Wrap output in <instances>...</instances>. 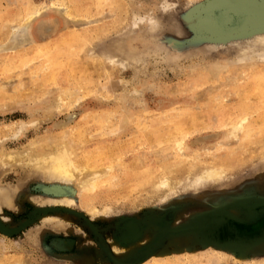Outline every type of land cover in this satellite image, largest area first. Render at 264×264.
Returning a JSON list of instances; mask_svg holds the SVG:
<instances>
[{
	"label": "rangeland",
	"instance_id": "374dc122",
	"mask_svg": "<svg viewBox=\"0 0 264 264\" xmlns=\"http://www.w3.org/2000/svg\"><path fill=\"white\" fill-rule=\"evenodd\" d=\"M232 1L0 0V264H264V0ZM61 142L91 190L27 161Z\"/></svg>",
	"mask_w": 264,
	"mask_h": 264
},
{
	"label": "bare ground",
	"instance_id": "6f19581e",
	"mask_svg": "<svg viewBox=\"0 0 264 264\" xmlns=\"http://www.w3.org/2000/svg\"><path fill=\"white\" fill-rule=\"evenodd\" d=\"M250 4L251 3L249 2H245V0L243 2L242 1L229 2L227 4L226 13L228 14V17L231 19L240 12L249 11L248 8H250ZM57 27H58L57 24L51 21L50 24H44L40 27L39 29L40 33L38 31L35 33L33 31H30L28 33L25 32L26 31L25 28H21L18 35H21L22 32H24L22 34L23 36H21L20 38L24 43H29V41H31L29 40L30 33L32 34L33 38H42L45 35H50L52 33H55ZM262 83L264 84V82ZM25 150H24V154L26 153L25 155H27L26 157L27 161L32 163L36 169L42 170L43 172L47 173L53 179H57L62 182H71L75 185H78L79 189L82 190H91V188L95 187L97 182L96 172L97 169L100 170V168H97L95 165L97 164L96 157H93L91 161L87 158L86 155H82V157H79L76 154L74 148L70 144L65 142H61L59 146L50 149L48 152L40 151V150L38 151L37 149L33 148V145H31L29 149H27L26 151ZM20 156L21 155H17V154L8 155L6 158H8L10 162H13V160L15 161L21 160ZM208 174L210 176L214 174V172H210ZM52 189L58 192L60 187L54 186L52 187ZM69 201H73V200L71 199ZM55 202H58V200ZM138 231H139V226L134 221L128 222L126 225L124 224L121 227V232L123 233V238L125 239L135 238L136 236H138L139 233Z\"/></svg>",
	"mask_w": 264,
	"mask_h": 264
}]
</instances>
